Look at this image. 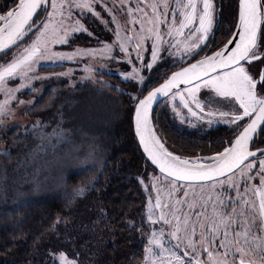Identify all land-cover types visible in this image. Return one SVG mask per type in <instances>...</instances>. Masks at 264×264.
Listing matches in <instances>:
<instances>
[{
  "label": "snow or ice",
  "instance_id": "obj_1",
  "mask_svg": "<svg viewBox=\"0 0 264 264\" xmlns=\"http://www.w3.org/2000/svg\"><path fill=\"white\" fill-rule=\"evenodd\" d=\"M43 3L45 0H10V5H4L6 11L0 13V50H7L26 34L30 37L29 42L12 52L10 58L6 52L0 62V94L3 97L0 99V131H11L15 135L21 127L15 119L17 108L30 109L37 103L36 97L25 101L19 93L32 87V81L37 79L34 70L41 61L81 64L79 57L96 55L127 60L132 65L131 71H123L120 75L129 82L136 80L142 84L137 89L141 94L129 93L133 98L135 134L144 152L159 168V172L148 174L155 196L149 195L147 201L149 232L144 246V264H264V147H250V142H256L258 129L264 132V0H239L238 33L232 34L238 35V39L223 41L215 51L209 50L210 54L206 52L202 56L200 52L206 49L214 22L213 0H174V6L172 0H143V6L138 0L135 8L129 6L127 9L129 20L124 22L123 36L121 22L113 15L116 25L113 42H104L100 48L72 50H56L53 45H67L74 31H87L79 19L72 27H65V23L74 8L81 13L90 10L99 16L95 0H51V9H45L47 18L34 19ZM129 21L133 25L139 23V28H128ZM149 38L152 40L151 60L142 67L152 68L162 45L173 55L199 56V59L172 71L162 83L143 94L147 82L141 75V68L132 63L130 49L136 51V59L143 60L142 49ZM115 46L123 56H113ZM253 63L260 66L253 68ZM72 71L68 68L45 76L69 77L71 84L75 83L70 78ZM95 71L93 65L83 64L84 75L80 79L95 80ZM16 79L19 83H9ZM182 84L185 87H181ZM202 89L210 93L204 101L197 95L202 94ZM158 96L166 97L174 113L182 119L187 117L176 107L177 103L198 120L207 119L208 123L213 119L224 120L232 130L226 140H221L226 146L207 157L180 155L169 150L153 124V102ZM205 108H208L206 113ZM61 123L58 121L48 132L45 129L50 122L42 124L37 118L24 131L41 142L53 138L61 142L67 139L68 132ZM0 152L11 156L7 148ZM105 163V157L97 159L94 153L80 160L84 170L96 172L102 171ZM67 175L66 168L61 173V183L65 187ZM255 178L258 183L253 182ZM92 180L98 181V177L93 176ZM139 182L148 188L144 177H140ZM180 182H185V187L181 188ZM22 187L16 186L13 199L16 207L40 192L38 185L21 191ZM89 187L94 188L95 184ZM89 187L74 188V197L83 196ZM226 189H234L236 195L230 196ZM180 191L183 196L177 195ZM0 201L9 215L15 210L9 209L6 194ZM181 248L183 253L179 251ZM49 253L58 264H82L78 252L70 255L56 248Z\"/></svg>",
  "mask_w": 264,
  "mask_h": 264
},
{
  "label": "trees",
  "instance_id": "obj_2",
  "mask_svg": "<svg viewBox=\"0 0 264 264\" xmlns=\"http://www.w3.org/2000/svg\"><path fill=\"white\" fill-rule=\"evenodd\" d=\"M47 3L48 0L37 13L41 18ZM216 3L219 25L208 42L210 51L230 37L238 17L239 0H216ZM187 63L155 69L146 80L143 94ZM63 67L47 66L43 69ZM102 74L106 82H77L80 85L77 88L69 79L57 78L46 84L37 103L29 110L42 124L50 122L45 129L48 132L62 121L60 126L68 130L67 139L57 142L53 138L47 151L37 147L41 155L35 157L31 167L27 164L30 158L23 157L34 146L31 133L24 131L26 126H21L15 135L3 131L1 140L6 143L11 156L0 152V198L6 194L9 209L15 210L9 215L0 201V264H58L49 250L60 248L64 242L80 241V217H93V213L101 212V209L104 223L115 237L111 247L113 254H118L117 264H122L124 258H131L132 264H140L143 260L149 224L146 214L148 192L139 178L144 177L146 182L149 173L159 171L143 154L133 127V98L129 93L141 94L137 89L142 84L136 86L117 73ZM58 90L67 91L68 95L60 97ZM37 91H29L26 95L30 97ZM75 98L78 101L73 108ZM164 102L156 108L153 120L157 134L171 151L187 156L208 155L226 146L221 140H226L232 133L227 126H211L207 131L189 130L175 122ZM84 137L86 139L82 140ZM255 141L253 147H263L264 132ZM81 147L85 155L93 152L97 159L106 158L102 171L81 167ZM60 161L68 169L66 187L61 183V174L38 175L43 166L54 169ZM21 163L23 170H20ZM93 176H97L98 181H93ZM93 183L95 187H89ZM17 185H23L21 191L38 185L40 192L16 207L13 199ZM80 185L89 187V190L83 196L74 197L73 189Z\"/></svg>",
  "mask_w": 264,
  "mask_h": 264
},
{
  "label": "rangeland",
  "instance_id": "obj_3",
  "mask_svg": "<svg viewBox=\"0 0 264 264\" xmlns=\"http://www.w3.org/2000/svg\"><path fill=\"white\" fill-rule=\"evenodd\" d=\"M138 0H128L127 3H122L121 0H95V11L99 12L100 15L97 16L95 15V12H92L90 10H85L83 13H81V10L78 8H74L72 10V16L67 20L65 23V27H72L73 23L75 20L79 19L81 23L84 25V27L87 29V31H84L83 29L79 31H74L71 35L70 42L67 45H61V44H56L53 45V48L56 50H72L74 48L80 47V48H100L102 47L104 42H113L115 38V28L116 25L113 23L112 18L113 15L116 16L117 20L121 22L122 26V32L121 35H124V22L129 20L128 14H127V9L129 6L135 8L137 5ZM141 6H143V0H139ZM214 4V22L212 26V31L209 33V36L206 41V48L208 45V42L210 40L211 35L213 34V31L215 27L217 26V3L216 0H213ZM107 5V7H105ZM172 6H174V0H172ZM45 9L50 10L51 9V0H48L47 6ZM111 9L112 11H109ZM150 11V9L148 10ZM45 12V10H44ZM135 15L139 16L138 13H135ZM171 16V13H169V17ZM43 18L46 17V12L44 13ZM35 19H41L40 15H37ZM128 28H133V29H138L139 28V23H136L133 25L130 21L127 25ZM163 27V25H162ZM35 31V30H34ZM133 34H135V31H133ZM30 37L27 36L24 38H21V40H18L14 45H11L6 51L0 54V62L3 61L5 57V53L7 52L8 58L11 57L12 52L18 51L21 47L26 45L29 42ZM136 41L133 40V43ZM151 44L152 40L151 38L147 39L144 42V47L142 49L141 55L143 56V60L136 59V51L130 49V59L132 60V63L141 68V75L145 77L147 80L152 73L154 72L155 69H159L161 67H170L174 65H178L182 62H191L195 59H197L199 56H188V57H180L178 53L173 55L169 51H167V46L162 45L161 50L158 53V59L157 61L152 65L151 69H148L146 67H142V65H146L148 61L151 60ZM206 50V49H205ZM175 50L173 49V52ZM205 51L200 52V56L204 53ZM112 54L113 56H123V53L119 49L118 46H115L112 49ZM82 61L81 64H77L75 61H63V62H53V61H41L39 65H37L35 71V76L37 79H34L32 81V87L21 90L19 93V96L21 99L28 101L31 100L33 97L39 96V94L44 91L46 84L48 82L52 83L53 80L55 79H69V77H64V76H56V75H49L45 76L47 73H61L64 72L66 69L71 68L73 71L70 73V78L71 81L75 82L72 83L76 88L80 85L77 84V82H86L85 80H81L80 78L83 77L84 72H83V64H91L94 67H96V71L94 73L96 79L91 80V82H106L105 76L102 74L103 72H113L117 73L120 75L121 72L123 71H131L132 65L128 63L127 60L125 59H112L109 56H101V55H96L94 57H79ZM58 65H63V68L60 69H43L44 67L47 66H58ZM103 66V67H100ZM253 68H257V64L253 63L252 65ZM120 77L124 80L125 77L121 76ZM102 78V79H101ZM128 81V80H126ZM136 86H140L141 82L132 80ZM11 85H15L19 83V80H11L9 81ZM39 83V86L37 84ZM35 89H38L37 93L33 94L32 96H27V92L29 91H34ZM58 95L60 97H64L68 95L67 91L64 90H58L57 91ZM209 91L208 90H203L202 89V94L198 93V97L201 101H204L206 97L209 96ZM72 96V95H70ZM73 97H75L73 95ZM2 94H0V99H2ZM80 98L77 97V99ZM76 98L74 99L75 101L72 102L73 108L74 106L77 105V100ZM164 106L167 107L168 109L171 110L173 117L175 118V122L179 126H185L189 130H203L207 131L208 129L211 128L213 125H225L231 130L230 125H228L224 120L220 119H213L212 123H208L207 119L201 121L198 120L197 118L191 116L190 113L187 112V109H183L182 106L177 103L176 107L181 108L182 114L186 116V119H182L180 115H176L173 111L172 105L168 102L167 98L164 100ZM80 103V102H79ZM78 103V104H79ZM13 107H16L14 104ZM212 107H215V104L212 105ZM73 111V109H72ZM208 111V108H205V113ZM15 119L21 124V126H27L31 127V122L35 121L37 118L34 117V115L30 112L29 108H26L24 106H20L17 108L15 112ZM50 132V131H49ZM3 138V131H0V149L7 148L6 143L1 140ZM31 139L34 141L33 142V148L29 151V153L23 154V157H29L31 161L27 163L28 165H32L34 162V159L36 156L41 155L40 153L37 152L36 148L38 147L39 149H42V151H47L48 149L51 148L50 142L52 139H45L43 142H41L38 138L34 137L31 134ZM86 139L85 137L82 138V140ZM32 143V142H31ZM86 152V151H85ZM93 153V152H90ZM89 155V152H86V155L84 154V149L83 147L80 148V160L86 156ZM61 160V159H60ZM24 162V161H23ZM21 163V168L20 170H23L24 167ZM81 165V164H80ZM258 162L256 167L258 168ZM23 167V169H22ZM83 167V166H81ZM66 168L64 167V164L60 163L54 168L50 169L49 167L46 168L43 166L40 170L38 175L39 176H51L52 174H61ZM254 183H258V178H255L253 180ZM145 184H148V188H146L148 192V197L149 195L153 196L154 198V192L151 190V185L149 180L145 182ZM180 187L183 188L185 187V183L180 182ZM243 190V189H241ZM227 193L230 196H235V190L234 189H226ZM178 196H183V192L180 191L177 193ZM211 209V205H209V210ZM147 213V211H146ZM93 217H80V241H69V242H64L61 245V249L66 250L70 255L73 254L74 252H78L80 254V261L82 264H117L116 262V256L118 254H113L112 252V247L114 244V234L112 233L111 229L105 225L104 223V214H102L99 210L93 213ZM148 222V221H147ZM149 223V222H148ZM155 227H159V225H154ZM255 231V229L253 230ZM148 232H149V227H148ZM147 243V242H146ZM145 243V244H146ZM167 247V244L165 245ZM179 251L183 253V249L181 248ZM118 252V250H116ZM122 264H132L131 258L130 259H125L122 261ZM140 264H144V257L143 260L141 261Z\"/></svg>",
  "mask_w": 264,
  "mask_h": 264
},
{
  "label": "water",
  "instance_id": "obj_4",
  "mask_svg": "<svg viewBox=\"0 0 264 264\" xmlns=\"http://www.w3.org/2000/svg\"><path fill=\"white\" fill-rule=\"evenodd\" d=\"M47 0H45V2H46ZM42 6V5H41ZM239 6V5H238ZM40 9H38V11H39ZM38 11H37V13H38ZM37 13H35L34 14V19H35V17H36V15H37ZM237 22H238V17H237ZM236 22V23H237ZM263 23V22H262ZM217 25H219V21H218V23H217ZM233 33H238V29L236 28V25H235V28H234V30H233V32H232V34ZM230 35V37L228 38V39H238V35L237 36H233V35ZM227 39V40H228ZM11 45H9L8 46V48L10 47ZM216 50V49H215ZM215 50H213V51H215ZM4 51H6V50H0V54L1 53H3ZM207 52V54H210V51H209V49L206 51ZM206 52H204L202 55H204ZM201 55V56H202ZM197 59H199V57L197 58ZM191 62H194V60L193 61H191ZM191 62H189V63H191ZM187 64H185V65H183V66H186ZM183 66H181V67H183ZM178 69V68H177ZM176 69V70H177ZM176 70H174V71H176ZM166 79V78H165ZM154 82V81H153ZM153 82L152 83H150V86H152V84H153ZM163 82V80L160 82V83H162ZM159 84V83H158ZM158 84H156L155 86H153V87H156ZM181 87H185L183 84L181 85ZM166 99V97H164V96H158L157 97V100L156 101H154L153 102V113H152V115H154V112H155V110H156V108L164 101ZM153 124H154V120H153ZM133 127H134V114H133ZM134 132H135V127H134ZM260 131H259V129H258V131H257V134H256V136H255V140H256V138L260 135ZM136 135V134H135ZM136 137H137V140H138V142H139V137L136 135ZM139 145H140V148H141V150H142V152H143V154L145 155V157L148 159V161L153 165V167H155L158 171H159V168H158V166H156V165H154V163L151 161V158L150 157H148V155H147V153L146 152H144V149H143V146L140 144V142H139ZM250 147H253V143L252 142H250ZM264 147V146H263ZM258 148H260V147H258ZM170 150V149H169ZM178 154V153H177ZM181 155V154H180ZM211 154H208V155H201V156H205V157H207V156H210ZM183 183H185V182H183Z\"/></svg>",
  "mask_w": 264,
  "mask_h": 264
},
{
  "label": "flooded vegetation",
  "instance_id": "obj_5",
  "mask_svg": "<svg viewBox=\"0 0 264 264\" xmlns=\"http://www.w3.org/2000/svg\"><path fill=\"white\" fill-rule=\"evenodd\" d=\"M5 4H9L10 5V0H0V13H2V12H4V10L3 9H5V7H4V5ZM218 18H217V23H218ZM217 27H218V25H217ZM209 48H206V50H205V52L208 50ZM210 50V49H209ZM160 76L162 77L163 76V74H160ZM214 127H218V128H220L221 126H223V125H213ZM154 192V191H153ZM154 195H155V192H154Z\"/></svg>",
  "mask_w": 264,
  "mask_h": 264
}]
</instances>
